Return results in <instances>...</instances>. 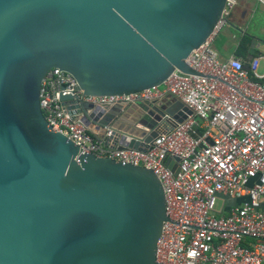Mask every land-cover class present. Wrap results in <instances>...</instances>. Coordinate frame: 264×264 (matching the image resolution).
<instances>
[{
    "label": "water",
    "instance_id": "obj_1",
    "mask_svg": "<svg viewBox=\"0 0 264 264\" xmlns=\"http://www.w3.org/2000/svg\"><path fill=\"white\" fill-rule=\"evenodd\" d=\"M224 2L0 0V264H160L156 242L169 219L157 170L79 153L43 118L40 82L57 67L83 96L104 97L159 86L174 69L198 74L184 59L213 33ZM58 98L86 128L104 129L100 138L109 130L103 144L115 149L144 152L192 114L168 94Z\"/></svg>",
    "mask_w": 264,
    "mask_h": 264
},
{
    "label": "built area",
    "instance_id": "obj_2",
    "mask_svg": "<svg viewBox=\"0 0 264 264\" xmlns=\"http://www.w3.org/2000/svg\"><path fill=\"white\" fill-rule=\"evenodd\" d=\"M240 0H225L218 31ZM264 8V0H254ZM210 38V37H209ZM184 59L198 74L174 69L161 83L137 93L83 96L74 77L57 67L40 82L43 118L78 152L132 164L145 163L160 176L164 210L156 242L160 264H264V41L257 40L250 59L221 58L210 39ZM59 93L93 104L132 102L168 94L192 112L158 134L144 151L115 149L64 110ZM166 157L177 171L165 164ZM177 157V160H173ZM145 161V162H144Z\"/></svg>",
    "mask_w": 264,
    "mask_h": 264
},
{
    "label": "crops",
    "instance_id": "obj_3",
    "mask_svg": "<svg viewBox=\"0 0 264 264\" xmlns=\"http://www.w3.org/2000/svg\"><path fill=\"white\" fill-rule=\"evenodd\" d=\"M243 36H254L259 39H264V8L258 5L254 0H240L231 11L228 22L225 23L215 34V40L211 42L216 45L215 52L221 58L227 57L230 54L240 56L242 52L238 51V44ZM263 39H261L263 41ZM248 44L243 55L246 56ZM89 129L93 134L99 137L104 129H94L93 126Z\"/></svg>",
    "mask_w": 264,
    "mask_h": 264
},
{
    "label": "rangeland",
    "instance_id": "obj_4",
    "mask_svg": "<svg viewBox=\"0 0 264 264\" xmlns=\"http://www.w3.org/2000/svg\"><path fill=\"white\" fill-rule=\"evenodd\" d=\"M217 33V31H215V33H212L211 35H210V41L211 42H213V39L215 40V34ZM259 39L261 40V39H263L262 37H259ZM212 48H213V50H217V47H216V45H212ZM263 64H264V62L263 61H259L258 62V71L260 72L261 70H262V68H263ZM159 88H162V86L160 85L159 86ZM135 112V110H134V108H130V110L128 111V112H126V114H129V113H131L132 115H134L133 113Z\"/></svg>",
    "mask_w": 264,
    "mask_h": 264
},
{
    "label": "trees",
    "instance_id": "obj_5",
    "mask_svg": "<svg viewBox=\"0 0 264 264\" xmlns=\"http://www.w3.org/2000/svg\"><path fill=\"white\" fill-rule=\"evenodd\" d=\"M248 41H249V37H247V36H243V38L240 40V42H239V44H238V48H237V50L240 52H242V54H240V56L242 57V56H244L243 55V52H245V48H246V46H247V44H248Z\"/></svg>",
    "mask_w": 264,
    "mask_h": 264
}]
</instances>
